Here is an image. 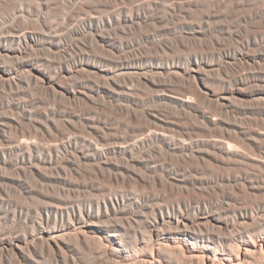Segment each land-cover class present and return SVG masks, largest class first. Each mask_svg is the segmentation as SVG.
<instances>
[{"label":"bare ground","instance_id":"6f19581e","mask_svg":"<svg viewBox=\"0 0 264 264\" xmlns=\"http://www.w3.org/2000/svg\"><path fill=\"white\" fill-rule=\"evenodd\" d=\"M58 3L82 13L57 24L50 14ZM247 6L244 20L264 16V0H0V84L71 105L119 107L132 116L147 101L137 93L144 88L189 107L188 99L172 94L174 80L227 110L237 105L242 86H254L258 97L251 102L259 105L263 51L228 50L215 63L210 50L172 56L174 44L150 33L144 39L162 53L129 55L127 49L141 48L140 39L120 38L144 26L164 32L168 17H176L201 41L218 30L249 48L256 39L213 25ZM196 12L201 18L193 21ZM61 49L67 61L46 55ZM242 60L253 72L232 87L215 88L209 69L219 74ZM34 97L0 101V264H264V138L258 131L240 125L217 134L205 123L173 129L167 116L150 109L143 112L156 126L122 128L108 115L44 108ZM85 249L96 253L93 259Z\"/></svg>","mask_w":264,"mask_h":264},{"label":"rangeland","instance_id":"374dc122","mask_svg":"<svg viewBox=\"0 0 264 264\" xmlns=\"http://www.w3.org/2000/svg\"><path fill=\"white\" fill-rule=\"evenodd\" d=\"M58 4L56 6H54L55 10L53 8L52 9L53 11H51V12H54V11L55 12L50 14L51 19L54 18L53 21H55L57 24H64L65 23V21H64L65 16L69 15L71 12L75 13V15H77L78 11H79V14L82 13V10L80 11L79 10L80 8L77 6L74 7L71 4H64V3H58ZM250 8L251 7H249V6H247V8H244V9L242 7L236 8V9L232 8L231 9L232 12L228 13L229 16L222 18L223 20L221 19L219 22L214 23L213 25L216 27L222 26V27H225L226 29L228 27H230L234 31H238V30L242 31L243 35L245 34L244 35L245 37L249 36L248 38L257 40L256 44H255V46L257 48L254 45H251L248 48L247 46L242 44L241 41H240L241 42L240 43L239 40H237L234 35L224 34L218 30H214L213 32L208 33L207 35L202 36V41H201V38L200 39L197 38L198 37L197 33H195V34L192 33L193 30L190 29L191 26L188 23L181 22L182 20H180L179 18H176V17H173V18L168 17L167 22H166V24L168 26L167 25L166 26L168 27L167 29H169V30H166L164 32H161L160 30H158L159 28L156 26H144L146 28H144V27H142V29L141 28H137V29L131 28L128 30L129 33L124 34V36H123V34L120 35V38L124 39L125 41H134V42L139 41V39H140V47L141 48L139 49L137 47V48H135L136 50L134 48H133V50H132V48L127 49V52L129 55H133L134 53L137 54L139 52H142V50L146 53L150 52V54H152V55H160L162 53V51L159 50L158 48H156V46L154 44H152L150 41H147L144 39V37L147 33L148 34L150 33L149 35L150 36L152 35L157 41H166L167 40V41L173 43L175 46L173 45L171 50H169L170 54L172 56H176V57L182 56L181 58H183V59L186 57H189L196 50L204 51V52H208L210 50V52H208L210 54V59L212 61L214 60L215 63L219 62L222 55L228 50L235 51V49L236 50L244 49V50H247L251 53H253L254 50H256L255 52H259V51L264 52V40H263L264 39V16H257L255 18L253 17L252 19L248 18V20H244L245 16L250 15ZM239 9L241 10V12ZM105 14H106V16L108 15L107 13H104V15ZM197 14L200 15V13L196 12V14L193 15V19H192L193 21H197L201 18ZM196 15L198 16L199 19L195 18V17H197ZM239 16H240V18H238ZM248 22H249V25H248ZM142 32H143V34H142ZM256 32H260V34L256 33ZM255 34H258V35L254 36ZM252 35H253V37H252ZM137 36L139 39L137 38ZM255 37H257V38H255ZM66 38H67V40L68 39L70 40V37H66ZM135 38H137L138 40ZM217 41H219L220 44H217ZM141 42L143 43L144 46L142 45ZM251 47H253L254 50ZM93 51L95 53L97 52L98 54H100V53L102 54L101 49H99L97 47L96 48L94 47ZM53 52H48V53L46 52V55H51L50 57H52V58L55 57L58 60L67 61L66 58L68 57V55H67L66 50L61 49V50H56ZM243 61L244 60H242L241 62L239 61L237 63L236 62L231 63L232 65L227 64L228 67L227 66L224 67L227 70L224 69V71H223V68H222V70H221L222 72L220 71L219 74L217 71L214 72L213 69L210 68L209 74L212 77V82L215 84V88L223 89V86H224V88L232 87V86H234V84L236 82L235 79L238 77H241L240 75L244 76V74H245V76H246V73L248 74L250 72H253V70H254L253 67H251V65L248 64L246 61H245L246 63ZM172 83L175 85V87L172 88L174 90V91H172V94H174L176 96H182V97H185L186 99H188L190 101L189 107L181 106L177 102H174L175 100L170 101V100L165 99L164 94H162V93H164V91L150 90L148 88H144L142 90H137V93L140 94L142 97H145L147 101L143 106L137 107L138 109L136 112H134L133 116L130 115L125 109H121L119 107H113L112 108L109 106H106V107L105 106H97V105L94 106V105H92L90 103H86V102H79L77 104L71 105L69 102H66L64 100L59 99L58 101H55L51 97L49 98L44 93H42L43 95L40 92L38 93V91H36V90H33L32 93H31L32 90L30 92H29V90L28 91L23 90L22 92L18 91L17 93H15L16 91L9 92V90H6V88H4L1 84H0V90H1L0 91V97H1L0 101L12 100L14 98L17 99V97L19 99L20 98H26V96H32V95L34 97V95H35L34 98L35 99L38 98L37 100L40 99L41 104L44 108L57 107L60 109L75 110L78 113L85 112V111H87V112L93 111L94 114L99 113L97 115L102 114L101 116H103V117H105V116H106V118L109 117L108 119L112 123L116 124L117 126H120L122 128H136V129L156 126V124L143 112L144 109H150L153 111L160 112L163 115L167 116L172 121V123H169V126H170V128H173V129H180L182 127L194 128L196 126L204 125V123H205L206 124L205 128L208 127L210 129H212V130L209 129L211 132L213 131L212 133L215 132L217 134H220L219 132L221 130H231V129L235 130V129H237V127H240V125H243L241 127L246 126L245 128L254 129V130L258 131L260 134H262V137L264 138V119H263L264 118V109H263L264 108V104H263L264 99H260V101L261 100L262 101L260 102L261 104H259V105L257 104L256 101H254L255 103L251 102V100H254L253 97L254 98L258 97V95L254 94L256 87L246 86L247 87L246 88V87L242 86L243 91L244 90L245 91L239 97L244 101H242L239 98L241 100V102L238 99L237 103H236L237 105L235 106V108H233L235 111H233V113H230L231 110H233V109L227 110V109L221 108L219 106H215V105L213 106V104H211L210 102L201 101V100L195 98L190 93V91L187 89V88H189L188 84H186V85L184 84L185 85L184 86L181 82H179L177 80H174ZM245 88L252 91V93L249 90L246 91ZM23 96H25V97H23ZM260 97H262V95ZM245 99H246V101H245ZM247 100L248 101L250 100V101L248 102ZM63 101H64V103H63ZM239 103H241V104L238 105ZM257 105L258 106L261 105L260 108H258ZM71 106L72 107L74 106V107L72 108ZM254 106L255 107L257 106L256 109L254 108ZM97 107H99V108L97 109ZM197 108L205 111L209 115L210 119H212V120L209 122L204 121L202 119V117L199 116L195 112V109H197ZM6 110H7V112H10V113L13 112V110L10 108L4 109V111H6ZM225 110L227 113L224 112ZM228 111H230V112L228 113ZM14 112L16 113V110ZM107 115H108V117H107ZM241 196L245 197L244 195H241ZM260 197H261V195L258 196L257 198H260ZM246 198L250 202L255 201V199H256L255 196H252V197L247 196ZM92 252H93L92 250L90 251L89 249H87V250L85 249V254H86L85 256H88L90 259L92 257V259H93V257L96 255V253H92Z\"/></svg>","mask_w":264,"mask_h":264}]
</instances>
